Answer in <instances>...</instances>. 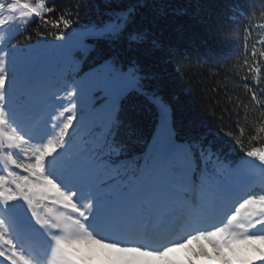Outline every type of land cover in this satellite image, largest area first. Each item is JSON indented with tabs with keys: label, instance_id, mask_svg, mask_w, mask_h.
Wrapping results in <instances>:
<instances>
[{
	"label": "trees",
	"instance_id": "obj_1",
	"mask_svg": "<svg viewBox=\"0 0 264 264\" xmlns=\"http://www.w3.org/2000/svg\"><path fill=\"white\" fill-rule=\"evenodd\" d=\"M45 3L53 11L44 19L33 18L11 34L0 32L10 84L4 101L16 112L30 114L44 98L58 100L75 89L71 99L78 118L83 113L75 132L99 141L111 154L112 169L150 174L154 145L173 136L188 150L181 147L162 167L180 179L190 153L196 185L206 193L217 178L261 171L260 161L245 153L264 147V0ZM129 12L131 21L119 38L76 37V31L100 19ZM62 15L71 20L66 30L45 23ZM61 30L62 40L57 38ZM136 32L144 34L143 41L129 39ZM129 74L133 81L121 90ZM164 113L167 126L161 125ZM47 114V121L60 119L55 108ZM261 191L264 185L255 194Z\"/></svg>",
	"mask_w": 264,
	"mask_h": 264
},
{
	"label": "snow or ice",
	"instance_id": "obj_2",
	"mask_svg": "<svg viewBox=\"0 0 264 264\" xmlns=\"http://www.w3.org/2000/svg\"><path fill=\"white\" fill-rule=\"evenodd\" d=\"M51 11L53 9L46 7L45 0H38L36 4L30 0H0V32L19 31L21 25L33 18L44 19L45 12ZM65 15L54 21L45 19V23L56 28L63 24L66 30L71 20ZM131 17L129 12L127 16L98 25L96 35L101 39L119 38L127 30ZM63 30L58 39L65 38ZM129 39L139 43L144 34L130 33ZM7 55L0 48V158L4 161L0 165V258H3L0 264H39L26 253L23 245L18 246L15 226L5 216V213L11 216L20 211L45 230L48 250L55 264H206V261L264 264V191L242 199L218 223H213L210 213L202 212L198 206L177 207L169 220L175 223L176 218H180L186 225L185 234L163 246H152L146 239L133 234L145 221L127 226L113 225L98 211L97 200L93 204V196L86 195L79 183L61 177L56 171L70 143V132L74 134L80 127L83 113L78 118L76 101L71 99L77 96L76 90L71 89L66 97H57L71 102L59 113L62 118L59 123H56V116L51 118L50 134L39 143L26 146L31 138L22 134V128L18 130L15 114L4 103L6 89L10 87L5 63ZM252 55H256L255 49ZM260 55L264 58V52ZM260 71L259 67L255 68L256 73ZM252 97L255 100L254 92ZM260 132H264V128ZM245 155L264 165V147H253ZM10 165L25 174L10 170ZM49 205L60 206L64 211L57 209V214L51 215L53 207ZM162 230L149 228L150 232ZM179 249L185 250L182 257L174 255Z\"/></svg>",
	"mask_w": 264,
	"mask_h": 264
},
{
	"label": "rangeland",
	"instance_id": "obj_3",
	"mask_svg": "<svg viewBox=\"0 0 264 264\" xmlns=\"http://www.w3.org/2000/svg\"><path fill=\"white\" fill-rule=\"evenodd\" d=\"M128 15V13H126V15H121V16H127ZM116 17H119V16H116ZM115 18V15L114 16H110V17H107V18H103V19H100V20H98V21H96V22H94V23H92V24H90V25H88V26H86L84 29H83V31L80 33V35L81 36H92V35H96V32H95V29L97 28V26L98 25H103L104 23H106V22H108L109 20H112V19H114ZM168 115L166 114V113H164V114H162V118H161V125L162 126H167V124H168V121H169V119H168V117H167ZM181 145H183V144H181ZM261 177H264V175L263 176H261ZM261 177H257V179L256 178H252L248 183H247V187H249V186H251V185H253L254 183H255V181H257V180H261V181H264V180H262L261 179ZM124 184V183H123ZM158 184V183H157ZM157 184H154V186H156ZM227 188V185L226 184H223V187H222V189H221V191H220V195H223V192H224V190ZM156 189V188H155ZM171 194H175V193H172L171 192ZM148 196H141V198L140 199H142V198H147ZM149 197H150V194H149ZM149 201V205L150 206H152V205H154L155 204V201L156 200H153V201H151V200H148ZM166 201H168V199H166ZM191 202H195V199L192 197V199H191ZM116 205L117 206H119L122 210H126V209H128V208H131L132 209V207L131 206H127V205H124V204H120L119 205V198H117L116 197ZM163 205L165 206V203H163ZM163 206V207H164ZM233 209V207L232 206H225V207H223V209L221 210V212H226L227 210L229 211V213L231 212V210ZM202 212H204V213H208V210H207V205H203L202 206V208L200 209ZM45 212H46V209H45ZM57 213H56V211L53 209V212H52V214L51 215H56ZM23 219L26 221V222H28L27 224L31 227V228H33L34 230H37V229H39V226L38 225H34L33 224V222L29 219V217H28V215H24V217H23ZM114 225V224H113ZM183 235L184 234H182L181 235V238L183 237ZM142 238V237H141ZM184 249H179V250H177V252L176 253H174V254H178V255H182L183 256V254H184Z\"/></svg>",
	"mask_w": 264,
	"mask_h": 264
},
{
	"label": "bare ground",
	"instance_id": "obj_4",
	"mask_svg": "<svg viewBox=\"0 0 264 264\" xmlns=\"http://www.w3.org/2000/svg\"><path fill=\"white\" fill-rule=\"evenodd\" d=\"M153 187H155V188H156V191H158V189H159V184H157L156 186H153Z\"/></svg>",
	"mask_w": 264,
	"mask_h": 264
}]
</instances>
